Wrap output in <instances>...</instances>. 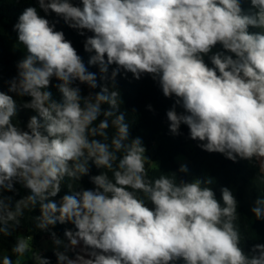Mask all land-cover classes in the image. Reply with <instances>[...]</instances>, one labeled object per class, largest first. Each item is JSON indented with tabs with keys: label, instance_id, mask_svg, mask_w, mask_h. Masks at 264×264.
Masks as SVG:
<instances>
[{
	"label": "clouds",
	"instance_id": "1",
	"mask_svg": "<svg viewBox=\"0 0 264 264\" xmlns=\"http://www.w3.org/2000/svg\"><path fill=\"white\" fill-rule=\"evenodd\" d=\"M36 3L45 16L34 6L19 15L24 56L0 91V264H52L19 231L36 210L29 219L48 233L56 264H264L233 190L217 198L213 178H179L187 164L161 171L131 136L116 87L121 74L150 77L174 98L172 135L187 126L200 149L247 161L264 186V0ZM50 14L85 37L87 65ZM250 212L264 221V196ZM57 224L73 227L61 238Z\"/></svg>",
	"mask_w": 264,
	"mask_h": 264
},
{
	"label": "trees",
	"instance_id": "2",
	"mask_svg": "<svg viewBox=\"0 0 264 264\" xmlns=\"http://www.w3.org/2000/svg\"><path fill=\"white\" fill-rule=\"evenodd\" d=\"M29 6L37 7L39 14L45 16V13L38 8L36 0H0V91H7L6 81L16 75V64L24 56L22 46L18 45L21 49L15 47L17 34L13 30V25L17 22L22 11ZM242 6L247 10L249 4L244 3ZM46 18L55 23L56 30L64 32L65 38L72 42L87 65L89 54L83 49L85 37L68 28L55 14L47 15ZM57 20H59L58 23H56ZM87 35H91V33H87ZM89 70L99 75L97 67L90 66ZM109 71H111V68ZM53 83H56V81H53ZM81 87L84 94H87V87ZM116 87L120 90L123 100L121 110L126 111L127 119L129 123H132L131 136L142 138L147 148L146 155L158 164L159 169L165 173H178L181 164L177 162L176 158L183 156L188 162L189 173H178L179 178L186 180L197 177L213 178L212 187L217 198L220 197L221 187H230L239 202L238 213L241 229L245 235L256 239L247 241V246L254 242L264 243V221L255 220L250 210L244 205L247 197V187L257 177V169L247 161L233 163L221 154L203 151L198 147V141L189 138V130L185 125H181L180 135H172L169 131L166 111L174 103V98H165L158 85L150 77L145 76L137 81L131 73L121 74L117 77ZM53 91L55 92V89ZM56 95L59 96L58 93ZM149 105L152 106V110H149ZM31 114L30 111H20L18 119L26 123ZM97 171L95 167L92 168V174H96ZM81 186L84 188L92 187L87 176L82 179ZM262 192L264 196V186ZM21 194H23V190H21ZM61 195H63V192ZM38 214V210L32 214L28 213L22 227L19 229L24 235L33 236L35 248L38 242L49 237L48 233L36 229L34 222L29 219L31 215ZM72 227L70 224H57L53 230L63 238L65 228ZM12 243H14V238H8L4 241V247L10 248ZM43 255L50 258L52 264H56L53 252L48 251Z\"/></svg>",
	"mask_w": 264,
	"mask_h": 264
},
{
	"label": "rangeland",
	"instance_id": "3",
	"mask_svg": "<svg viewBox=\"0 0 264 264\" xmlns=\"http://www.w3.org/2000/svg\"><path fill=\"white\" fill-rule=\"evenodd\" d=\"M150 157V156H148ZM177 162L180 164H187V160L183 156H178L176 158ZM263 186H261L257 181L256 178L249 184L247 187V197L244 202V205L250 210L253 206V202L258 196H263ZM36 250L40 251L42 254L45 252H53V245L49 237L44 238L40 242L36 244Z\"/></svg>",
	"mask_w": 264,
	"mask_h": 264
}]
</instances>
